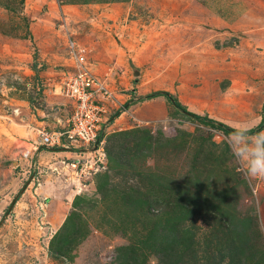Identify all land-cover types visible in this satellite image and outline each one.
Returning a JSON list of instances; mask_svg holds the SVG:
<instances>
[{"label": "rangeland", "instance_id": "rangeland-1", "mask_svg": "<svg viewBox=\"0 0 264 264\" xmlns=\"http://www.w3.org/2000/svg\"><path fill=\"white\" fill-rule=\"evenodd\" d=\"M74 52L122 103L86 155L41 143L72 111L55 88ZM263 115L264 0H0V264H124L120 248L170 264L157 259L164 238L147 239L172 223L193 242L181 264H218L226 219L245 222L246 264H264V179L218 127ZM75 158L98 162L80 174Z\"/></svg>", "mask_w": 264, "mask_h": 264}, {"label": "built area", "instance_id": "built-area-1", "mask_svg": "<svg viewBox=\"0 0 264 264\" xmlns=\"http://www.w3.org/2000/svg\"><path fill=\"white\" fill-rule=\"evenodd\" d=\"M74 63L76 72L64 76L55 88L59 95L67 98L72 104L70 116L58 130L43 131L41 143L53 150L68 149L84 155L102 149V140L99 136L105 130L104 124L107 119L112 118V109L119 110L122 108L119 104L122 103L119 102L115 90L92 73L82 52H74ZM102 157L100 154L98 158L101 163ZM98 161L82 162L81 158H75L69 165L77 168L80 174H86L88 172L86 170L90 171Z\"/></svg>", "mask_w": 264, "mask_h": 264}, {"label": "trees", "instance_id": "trees-1", "mask_svg": "<svg viewBox=\"0 0 264 264\" xmlns=\"http://www.w3.org/2000/svg\"><path fill=\"white\" fill-rule=\"evenodd\" d=\"M160 92H157L153 95H159ZM179 105V104H178ZM120 112H118L116 115L119 116ZM189 115L195 119L201 120L203 122H213L209 120L208 118L202 117L198 114L194 113H189ZM219 128L223 129L224 132L226 133H231L232 132V127L220 125L218 126ZM264 129V115L262 117L261 122L258 124L257 127L253 129V132H259ZM103 133L100 134L99 139L102 140ZM110 160H115L116 157L114 156L112 150L110 149ZM208 197V196H206ZM205 197V199H206ZM164 198H161L160 201L162 203H168V201L163 200ZM192 205V208L195 209H202L200 212L205 213L206 210L211 208V203L210 201L206 202L205 200L202 199H194L193 202L190 203ZM173 206V204H171ZM180 207V209L184 212L185 210V204L184 202L174 203V207ZM175 224L172 223L171 230L172 232L168 235L166 234L165 237L163 235V232H158L154 233L153 240L152 238H148V241H152L150 244L151 246H155L156 242L161 238L162 242L160 244H156L158 248V253L159 251L163 252V256L157 255L158 261H162L161 258L165 257L164 259L166 261H170V264H181L184 261L185 257V252L184 250L186 249L185 247L187 245L192 244L193 242L188 238L185 232L178 231L174 228ZM244 225L245 222H241V225L238 224H233L231 223L230 220L226 219L224 222H221L218 224L216 222V226L213 228V238L216 241V250L218 251L220 257H219V262L218 264H246V250L249 248L246 245V232L244 230ZM69 231L63 230L60 232V234L56 237V244L53 243L51 247V253L54 256H57V253L60 252L61 247L63 249L64 244L66 242H69ZM130 250V249H129ZM129 250L127 248H120L119 249V260H122V263L124 264H141V256L143 252H138L139 250L136 248H131V254H129ZM141 254V255H140ZM60 255V253H59ZM166 255V256H165ZM214 258V256H210ZM216 257V256H215ZM205 259V257H204ZM202 257L200 258L201 261L204 260ZM132 260V261H131ZM167 263V262H165Z\"/></svg>", "mask_w": 264, "mask_h": 264}, {"label": "clouds", "instance_id": "clouds-1", "mask_svg": "<svg viewBox=\"0 0 264 264\" xmlns=\"http://www.w3.org/2000/svg\"><path fill=\"white\" fill-rule=\"evenodd\" d=\"M231 127L226 140L233 157L245 166L249 177L264 179V131L253 132L256 124L251 121Z\"/></svg>", "mask_w": 264, "mask_h": 264}, {"label": "crops", "instance_id": "crops-1", "mask_svg": "<svg viewBox=\"0 0 264 264\" xmlns=\"http://www.w3.org/2000/svg\"><path fill=\"white\" fill-rule=\"evenodd\" d=\"M104 128H106V127H105V124H104ZM101 133H104V130H103ZM67 152H69V153H70V152H71V153H74V152H72V151H67ZM75 154H77V153H75ZM84 155H86V154H84Z\"/></svg>", "mask_w": 264, "mask_h": 264}]
</instances>
